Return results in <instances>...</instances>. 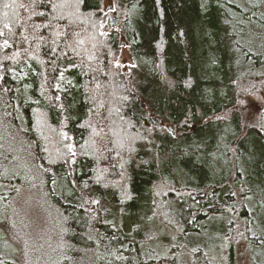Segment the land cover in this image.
<instances>
[{"label":"trees","instance_id":"16d2710c","mask_svg":"<svg viewBox=\"0 0 264 264\" xmlns=\"http://www.w3.org/2000/svg\"><path fill=\"white\" fill-rule=\"evenodd\" d=\"M99 1L0 0V154L19 143L35 167L2 174L9 160L0 158V201L36 187L57 204L62 264H218L188 238L208 223L207 210L235 202L234 191L245 188L242 178L229 182V169L244 168L251 179L246 160L261 167L252 143L259 125L232 110L240 97L264 94V50L233 45L243 32L235 16L252 19L231 0H128L136 16L112 29ZM118 30L133 67L121 66ZM69 65L76 85L61 87ZM224 109L232 119L219 127L211 117ZM229 148L236 161L223 156ZM14 174L25 176L21 184ZM161 177L179 197L168 211L177 223L165 228L181 227L182 237L152 255L161 237L144 231L142 208L157 207Z\"/></svg>","mask_w":264,"mask_h":264},{"label":"rangeland","instance_id":"374dc122","mask_svg":"<svg viewBox=\"0 0 264 264\" xmlns=\"http://www.w3.org/2000/svg\"><path fill=\"white\" fill-rule=\"evenodd\" d=\"M138 1L134 0V3ZM231 1L252 19L247 22L248 20L241 14H239L240 16H235L237 17V23L233 27L235 30L243 32L239 33L238 39L233 42V45L236 46L235 43H238L242 49L252 48L256 54L262 53L264 50V0ZM118 2L113 0L99 1V5L106 14L107 24L112 29L116 23H120V20H124L125 17L131 22L136 16L130 10L128 0H120ZM118 31L119 42L121 44L125 43L122 46L120 56L121 66L133 67L135 64L128 48L129 42L124 34H120L121 30ZM240 59H242L241 56ZM19 77L29 79V74L27 71H23L20 72ZM75 78L74 67L69 65L61 74L59 84L61 87L64 85L75 86ZM239 82L241 81L238 80L237 83ZM252 88L250 87V89ZM239 97L240 95L238 94L236 99ZM261 98L257 100V98H251L250 96H244L242 99L240 97L238 102H236L235 108L232 109L243 115V122L250 120L252 122L251 125H254V127L259 125L258 129L252 130L255 133V140L252 143H255L254 155L262 160L259 162L261 167H255L254 163L257 161L255 159L246 160L248 164L253 166L251 179L248 178L249 171L245 172L244 168L242 170L240 167L239 172L234 166L229 169L230 177L233 176L228 179L229 182L233 183L235 179L238 181L242 178L245 181V188L238 186V189L234 191V196L238 198L235 202L220 203L215 206L216 209L207 210L209 215L208 223L199 232L192 233L190 238H188L191 241V248H203L207 257L218 264H264V228L261 223L264 221V139L262 142V137H264V108L262 106L264 104V94ZM250 106L257 107L259 111L254 115L248 116L249 111L247 109ZM62 109L63 106L61 107ZM232 110L224 109L218 115L211 117V121L218 123L219 127H221L222 123L231 121L232 117L230 119L228 117ZM246 110L247 112L245 113ZM60 119L64 126L67 127L68 118L64 115V110L61 111ZM224 126L228 127L227 124H224ZM165 128L172 134L180 130L175 125H165ZM20 147L19 143L15 144L14 147H4L0 158L9 160V168L4 167L2 174H7L12 169L30 174L34 173L35 167L31 163L29 155L24 154L27 160H23ZM149 152L151 157L158 161L153 151L149 150ZM226 153L229 156L231 155L232 159L236 161L234 150L231 148L226 150L223 153L225 158ZM14 175L21 184L25 176ZM20 184L17 189L20 188ZM36 184L41 185L40 183ZM157 184H160L157 190V198H155L157 207L149 210L148 208H142V212L143 214L147 212V219L144 222L146 229L144 231L147 234L159 233L161 237L160 241L151 246V254L164 255L180 245L182 230L181 227L170 231L166 229L168 228L166 223L169 221L173 224L177 223L176 216L168 211L170 210L169 204L176 203L178 195L172 193L162 177ZM158 185H156V188ZM246 190L249 192L242 196ZM54 208L58 209L57 204L51 200L49 201L45 194L36 187L26 188V191L21 194H15L11 200L0 201V212L2 213L0 221L6 223L3 226L5 229L1 230L0 228V235L1 233L6 234V237L0 243V264H8L6 263L7 261L14 264H51L54 256L58 264L64 263L66 247L63 243L62 224ZM246 211L250 214V221H248V218L245 220V217H242L243 212ZM168 216H171V218ZM118 221L124 224L121 213ZM139 225L143 226V223Z\"/></svg>","mask_w":264,"mask_h":264},{"label":"bare ground","instance_id":"6f19581e","mask_svg":"<svg viewBox=\"0 0 264 264\" xmlns=\"http://www.w3.org/2000/svg\"><path fill=\"white\" fill-rule=\"evenodd\" d=\"M218 218H219V217H218ZM220 218H221V217H220ZM222 218H223V217H222ZM182 225H183V224H182ZM180 235H181V234H180ZM176 243H177V242H176ZM187 250H189V249H187ZM187 250H186V251H187Z\"/></svg>","mask_w":264,"mask_h":264},{"label":"flooded vegetation","instance_id":"af4514ba","mask_svg":"<svg viewBox=\"0 0 264 264\" xmlns=\"http://www.w3.org/2000/svg\"><path fill=\"white\" fill-rule=\"evenodd\" d=\"M193 128H195V127H193Z\"/></svg>","mask_w":264,"mask_h":264},{"label":"water","instance_id":"95a60500","mask_svg":"<svg viewBox=\"0 0 264 264\" xmlns=\"http://www.w3.org/2000/svg\"><path fill=\"white\" fill-rule=\"evenodd\" d=\"M123 45H125V44H123Z\"/></svg>","mask_w":264,"mask_h":264}]
</instances>
